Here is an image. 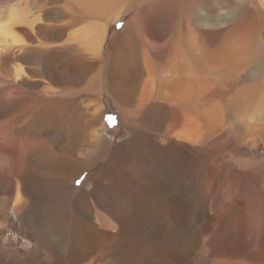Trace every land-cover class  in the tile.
<instances>
[{"label":"bare ground","instance_id":"6f19581e","mask_svg":"<svg viewBox=\"0 0 264 264\" xmlns=\"http://www.w3.org/2000/svg\"><path fill=\"white\" fill-rule=\"evenodd\" d=\"M62 1L83 17L40 25L18 6L0 8V264H78L99 245L117 251L119 264H170L193 249L183 233L189 220L204 233L208 225L204 236L215 232V215L177 204L195 197L194 169L211 142L231 146L208 160L227 182L264 149V0H166L162 18L165 0ZM211 1L214 17L206 14ZM121 16L129 20L115 34L111 21ZM39 73L43 80L33 81ZM108 101L124 117L121 136L101 125ZM251 173L243 178L258 179ZM225 194L227 215L243 202L264 218L254 194L249 204L228 187ZM229 217L214 239L216 264H229L225 241L242 230ZM258 229L248 232L262 235L264 219ZM7 230L22 249L4 240ZM250 249L230 255L232 264L264 261Z\"/></svg>","mask_w":264,"mask_h":264},{"label":"rangeland","instance_id":"374dc122","mask_svg":"<svg viewBox=\"0 0 264 264\" xmlns=\"http://www.w3.org/2000/svg\"><path fill=\"white\" fill-rule=\"evenodd\" d=\"M0 2H3V3H0V8H2L4 6L6 8H8V7L9 8L10 7L15 8L16 6H18L21 9L19 11L23 12L27 16V20H29V21H33V20L36 21L37 20L36 22L39 23L40 25L41 24L44 25V23L56 25V24L61 23V22H63V24H64V23H67L68 21H74L76 19L79 20V18L83 17L81 15L71 16L69 14V12L67 11V8L69 5L67 6L62 0H0ZM169 7H170V4L167 3V1L165 0L164 5L162 6L163 10L160 12V18L164 17L163 12H165V9L166 10L169 9ZM206 8H207V10H206L207 15L210 14L212 17L217 16L215 1L209 2L207 4ZM190 9H191V7L189 6L188 10H190ZM177 12H178V10H176V12H173L171 15L173 17V14H174L175 19L180 17V16H178V15H180V11L178 13ZM133 13H135V11H133ZM161 14H162V17H161ZM199 14L201 16L205 15L204 12L199 13ZM175 15H177V17ZM172 17H170V18H172ZM132 18L135 20H143V17H141V15H136V16H133ZM40 19H41V21H39ZM128 20H129L128 16H125V17L121 16V17H118L117 19H115V21L114 20L111 21L114 33L118 34L122 30V28L125 26V24L127 23ZM115 41L116 40H114L110 43L111 48H113ZM1 77H2V74H1V70H0V99H2L3 96L4 97L7 96V94H6L7 92L4 90V87L6 85H3V81H2ZM43 78L44 77H43L42 73H39L38 76H36L33 81H42ZM2 87H3V89H2ZM25 96H26V93L23 94V97H25ZM261 105H264V104H261ZM100 109H101L100 110V121H101V125L104 128L105 132L107 134L117 133V135L121 136L124 133L123 131H125L124 130L125 124L123 122L124 117H121L122 115H120L121 112L119 111V108L117 106H115L113 103H111V101H108V102L103 103L100 106ZM118 113H119V115H118ZM116 118H117V120H116ZM104 122H105V124H104ZM18 125H20L19 122L17 123L16 126H18ZM116 138H119V137H116ZM216 139H219V138H215V140ZM213 142L214 141H212L211 145H209L208 148L205 150V154H207V155L203 156V152H202V153H198V154H200L199 156H201V157L203 156L206 159H208L209 161H211V160H213V158H215V156L218 157V156H222V155L225 156V154L227 155L228 150L231 149V146H229V147H227L226 145L221 146L220 143L217 144L218 141H216L215 143H213ZM217 145H219V146H217ZM246 148L247 147H245V146L241 147L242 152L244 150H246ZM246 151H249V150H246ZM259 152L260 153H258L256 155L253 152H250L248 154L251 158H253L252 161H254L255 164H253L251 160L245 159V161H246L245 163L247 165L249 164L250 167L249 166L244 167V168L238 167L239 168L238 170H240V172L238 170L237 171L240 173V175L243 174L241 176L242 178L241 177H237L236 179L231 178L228 182L225 181V179H227V177H228V174H226L224 171H221V170H218L217 168H214V165L212 167L210 165L211 163H209L208 160L204 161L202 159H198L197 168L195 167V169H194V173H195V177L193 178L194 192L193 191L191 192V194L195 193V197L192 198V195H190V197L189 196L187 197L186 201L181 200V201H178L177 204H179V211L181 210L182 213H186V214L189 213V215H190V214L195 212L194 214L203 215V214L208 212V215H210V214L215 215V222L213 223L215 225L214 226L215 232L211 236H204V235L208 234V232H207V231H209L208 225L206 226V231L204 233L203 232V226H202L201 222H197V221L192 222L191 220H189L188 226H184L186 232H184L185 230H183V233L188 238H191L193 236L191 238L193 240V249H187L185 251L186 253L184 255H181V256L176 255L175 257L171 258L172 260L169 259L170 264H179V263L180 264H216L215 263L216 261H213V259H217L216 255H215V252H216L215 247L216 246L214 244L215 243L214 239H215L216 233H218L219 235H222V234L224 235L223 232L225 230L224 231L222 230L223 226H221V220L227 218L228 216H230L228 218L230 221L232 220L236 225H240V227L242 229L240 232H236V234H239V236H237L234 233L232 234L231 238H233V240L235 241L234 243H232L231 241L230 242L225 241L228 245V247L225 248V252L228 253L227 258H228L229 264H232L234 262L233 259H231L232 254H240V250L245 249V248H251L249 250V252L251 253L250 258L255 257V255L258 257L264 258V238H263L264 232L262 233V235H260L261 237L258 236L257 238H253L252 237L253 235H251V233L248 232L249 226H254V227H257L260 229V224H262V220L264 219L262 216L263 211H261V213L257 212V215H255L253 210H251L252 208L251 209H250V207L246 208L245 204H243V202H238V203L236 202L235 210H238V212L232 211L231 213H229V215H227V213L225 211L226 207L228 206V203H226V199H225L226 198L225 193H226L227 187H228L229 193L232 194L234 192L235 196L240 197L241 199H243V197H244L245 203H248V200L251 197L250 195H252V194H254L252 196H256L257 198H260L261 199L260 201L264 203V177H263V175H264V149H260ZM218 154H221V155H218ZM252 156H254V157H252ZM214 161H215V166H221V164L217 160L214 159ZM230 163H231L230 165L233 169L237 168V166H235V164H233L232 162H230ZM101 165L102 164L100 163L99 166H101ZM4 167L7 169H11L12 165L10 163L8 164V162L7 163L5 162ZM252 168L257 173H251V175L254 176L256 174V177L259 180L256 179L255 177L243 178L244 175H246L245 172L247 173ZM91 173H92V171L90 169L84 170L82 172V174L79 175L80 178L77 177V179L73 180V183H72L73 188L78 189L79 186L82 187L85 184L88 176ZM260 173H262V175ZM215 175H217V177H215ZM84 177H85V179H84ZM251 179L257 180L258 182L256 181L254 184H252V182H250ZM214 184H215L214 189L213 188L211 189V187ZM251 184H252V188H251ZM205 185H207L208 188H205ZM248 186H249V188H248ZM230 191H232V192H230ZM203 194L205 195L204 197L202 196ZM234 194H232V195L234 196ZM159 201L161 202L163 209L168 210V211L173 210V207L171 206V204L167 200H159ZM203 203H205V204H203ZM205 205H206V207H205ZM243 214H247V215H245V217H243V219H241L240 216H242ZM225 215H227V216L225 217ZM142 216H144V214ZM256 217H258L259 219L258 218L256 219ZM222 222H223V220H222ZM252 223H253V225H252ZM220 226H221V228H220ZM193 233L194 234L196 233V234L194 235ZM3 237H4V240H6L8 238L12 239V242H9V244L11 246L14 245V246L22 249V247H23V241L22 240L23 239H21L20 236L15 237L14 235H12V232L10 230H7ZM238 237H239V239H238ZM205 243L209 244L210 247H208L206 249ZM202 245H203V247H202ZM199 246H201L202 248H200ZM233 246H234V248H233ZM31 247H33V245ZM104 249H105V247H103L101 245H99V247L93 248V250L91 249L88 258L85 260H81L80 262H78V264H119L118 260H116V258H117L116 255H118L117 251H115V252L111 251L110 252V251H107V249H105V250ZM198 249H200V251H197ZM228 255L229 256L231 255V256L229 257ZM196 257H198V258H196ZM237 263L238 264H252V263H254V261L251 260L250 262H247V261L242 259V260H239ZM255 264H264V261L255 262Z\"/></svg>","mask_w":264,"mask_h":264}]
</instances>
